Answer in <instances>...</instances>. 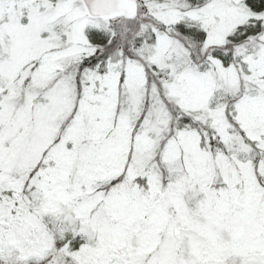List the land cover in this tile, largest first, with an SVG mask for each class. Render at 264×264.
Masks as SVG:
<instances>
[{"label": "snow or ice", "instance_id": "snow-or-ice-1", "mask_svg": "<svg viewBox=\"0 0 264 264\" xmlns=\"http://www.w3.org/2000/svg\"><path fill=\"white\" fill-rule=\"evenodd\" d=\"M0 264H264V0H0Z\"/></svg>", "mask_w": 264, "mask_h": 264}]
</instances>
